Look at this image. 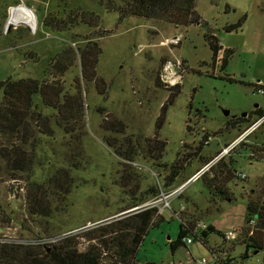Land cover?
Listing matches in <instances>:
<instances>
[{"label": "rangeland", "instance_id": "obj_1", "mask_svg": "<svg viewBox=\"0 0 264 264\" xmlns=\"http://www.w3.org/2000/svg\"><path fill=\"white\" fill-rule=\"evenodd\" d=\"M124 1L23 0L37 15L32 32L24 24L5 31L8 7L20 0H0V80L41 78L43 72L52 80L48 74L50 62L61 49L70 45L86 49L87 43L95 41L101 48L96 74L106 81L103 94L98 92L101 85L97 87L94 81L81 80L78 85L84 101L80 121L84 134L79 135L77 122L73 133H65L55 123L57 111L46 108L39 95L34 98L39 107L30 113L35 117L29 119V124L35 129L28 143L20 144L11 132H0V149L20 144L23 155H19L25 157L24 170H16L14 156L9 160L0 156V237H56L51 243L54 245L71 236L80 250L90 244L101 247L100 226L127 212L123 208L137 198L143 199L140 204L151 201L156 198L151 188L169 191L205 166L202 158H192L173 183L165 186L166 168L159 162L171 164L178 156L192 152L194 148L184 144L196 145L206 134L212 139L203 146L201 156L212 159L260 116L256 108L264 113V90L257 92L254 85H264V0H194L196 12L206 23L202 26H176L161 19L131 15L121 18ZM22 10L24 15L19 17L34 28L28 11ZM46 16H56L57 24L65 31L45 25ZM206 31L232 50L224 68L222 59L216 63L211 60L212 50L204 39ZM175 35L182 36L178 44L162 43ZM28 52L36 53L37 59ZM174 57L183 62L185 70L180 91L168 100L170 90L164 86L160 71L163 63ZM71 63L60 71L59 80L64 90L74 95V78H81L82 64L79 56ZM52 93L46 89L47 98ZM2 99L0 94V104ZM163 104L166 106L162 115ZM39 112L50 116L52 133L38 131L39 126L43 130ZM243 113L248 120L225 127L228 120L243 117ZM106 118L123 121L124 134L102 128ZM106 137H116L118 141L128 137L132 142L138 139L144 149V138H156L165 144L159 161L150 158L151 153L145 150H138L127 161L116 154ZM247 139L187 183L180 195L171 199L172 210L156 213L157 221L143 237L137 259L145 264H198L202 257L210 258L212 248L224 251L222 259L233 258L235 264H263V252L253 253L243 242L248 238L247 201L258 198L264 202V162L247 155L250 151L258 153L260 144H264V124ZM229 159L246 177L231 180L227 184L228 197H222L205 183L217 179L220 161ZM66 170L71 180L65 178ZM126 172L128 178H124ZM64 186L68 189L65 193ZM33 194L45 200L49 214L29 212ZM180 206L183 210L179 213ZM196 219L209 222L216 231L210 233L205 244L192 240L172 250L169 241L177 238L179 223ZM228 230L237 232L235 240L224 241L221 233ZM246 251L248 256L243 258Z\"/></svg>", "mask_w": 264, "mask_h": 264}, {"label": "trees", "instance_id": "obj_2", "mask_svg": "<svg viewBox=\"0 0 264 264\" xmlns=\"http://www.w3.org/2000/svg\"><path fill=\"white\" fill-rule=\"evenodd\" d=\"M27 4V3H26ZM194 0H125L120 8V17L123 18L126 15L145 17L148 19H161L165 22H169L174 25L187 26L189 24H197L202 26L206 24L200 17L199 13L194 8ZM61 20V19H60ZM56 16H46L43 18V22L48 27L55 30H64L57 24ZM65 31V30H64ZM204 39L212 50L211 60L213 63L216 62V55L220 49H223L224 54L222 55L221 67L224 68L227 62V56L232 53L230 48H223L220 42L216 39L215 35L206 31L204 33ZM87 48H77L73 46H66L61 49L51 60L49 67V78L47 79L46 72H43L41 78L23 77L13 80L8 77L4 80H0V94L2 95V103L0 104V132L8 131L16 137L20 144H24L28 141L29 136L33 133L34 129L29 124V119L35 117L30 115L31 111L39 107L34 102L35 95H39L42 104L46 108L55 109L59 115L55 116L56 124H58L65 133H73L78 123L79 135L84 134L81 130V116L83 110V98L79 90L81 80L90 82L94 81L96 86H100L99 93L103 94L105 87V80L98 77L96 74V63L97 56L101 52V48L97 45V42L90 41L86 44ZM30 53L31 58L37 59L36 53ZM68 56L63 59L62 56ZM79 56L81 62V78L77 75L74 78L76 92L68 94L61 81L59 80L60 71L64 70L72 65L73 60H77ZM59 70V71H58ZM65 71V70H64ZM255 88L264 87L261 82L254 84ZM180 84L169 89L168 100H173L174 96L180 91ZM52 90V95L47 98L46 89ZM165 104L161 105V114L163 115ZM72 109H75L74 111ZM260 115L264 114L260 108L255 109ZM254 111V112H255ZM38 120H41L43 130L39 126L38 131L45 134L52 133L48 117L39 112ZM248 120L246 116L233 117L232 120L226 122V128L235 127V124L240 122L238 120ZM72 120L74 123H70ZM37 122V121H36ZM37 126V123H35ZM228 125V126H227ZM101 127L110 130L115 133L125 132V124L121 120L106 118L102 120ZM187 130H190L188 123H186ZM209 134L203 135L196 145L184 144L183 147H193L192 152L186 153L185 156H178L177 160L171 164H162L159 162L161 167L165 166L166 175L164 176V185L169 186L173 183L174 179L180 171L185 167V164L192 158H202L206 164L210 158L202 157L201 151L204 145L208 144L205 140ZM78 137V135H77ZM107 143L114 148L116 154L127 161L132 160V156L137 153L138 150H145L150 152V158L155 161H159L160 155L164 148V141L157 140L156 138H144V146L140 148L141 144H138L139 140H132L128 137H124L122 141H118V138L108 139ZM28 143V142H27ZM153 143L157 144L156 148L153 147ZM12 145L11 148L1 147L0 156L9 160L11 156L13 158V168L16 170H24V160L20 157L23 155L21 146ZM228 142L224 145L226 146ZM255 145V144H251ZM148 146V149L146 148ZM253 148H255L253 146ZM264 148V144H260L259 149ZM258 149V148H257ZM221 166L217 173L218 178H212L210 181L207 180L205 186L210 191H215L222 197L227 196V184L234 178H239L237 171L233 166L231 159L224 162L223 160L219 163ZM218 164V165H219ZM219 165V166H220ZM60 170V169H59ZM62 172V170H60ZM66 179L71 180V176L68 170L64 171ZM129 176L127 172L124 178ZM128 178V177H127ZM51 181V180H50ZM62 183V182H61ZM58 182L59 186H62ZM69 183V182H68ZM57 184V183H54ZM38 186V184H37ZM138 186V185H137ZM59 189V188H58ZM151 192L157 195L159 192L156 188H151ZM68 189L64 186V193ZM60 191V190H59ZM34 195V196H33ZM33 200L29 203V212L35 214L47 215L49 214L48 205L42 197L33 194ZM31 196V197H32ZM143 202L142 198H137L132 205L123 208L127 212H123L117 217L116 220L108 222L106 225L100 226L101 231L99 241L103 246L98 247L97 245H89L85 249L80 250L77 248V243L73 240V237H66L59 244H52L51 246L42 247L41 245H24V243H7L0 242V264H145L136 258L141 241L147 234L149 228L156 223V207H138L133 210H129L132 206H137ZM133 206V207H134ZM129 210V211H128ZM246 225L250 220L254 219L256 223L253 226L252 233L248 234V238L244 240L247 250L250 248L252 252L262 251L263 257L262 262L264 264V202H260V199H250L246 203L245 207ZM200 219L183 220L179 223V230L177 238L169 241L170 248L176 250L179 246L184 244L182 238L187 234H192L196 222ZM249 230V227H248ZM216 229L213 225L207 224L205 230L202 231L200 237L194 235L193 240H199L202 244H205L210 233L215 232ZM223 236V233H221ZM211 253L213 249L211 248ZM224 252V251H223ZM247 251L242 257H247ZM224 264H235L233 258L222 259ZM147 264H154L148 262ZM158 264V263H156ZM174 264V263H173ZM218 264V263H213ZM221 264V261H220Z\"/></svg>", "mask_w": 264, "mask_h": 264}, {"label": "built area", "instance_id": "obj_3", "mask_svg": "<svg viewBox=\"0 0 264 264\" xmlns=\"http://www.w3.org/2000/svg\"><path fill=\"white\" fill-rule=\"evenodd\" d=\"M22 1L20 0V3ZM23 4L25 5L26 8L31 10V13H33L35 16V27L37 26V21H36V12L33 8H31L30 5L26 4V2H23ZM19 5V3L17 5H11L8 7V13L10 14V10L13 7H17ZM22 24V23H19ZM17 24V25H19ZM16 25V26H17ZM3 28L5 31H7L9 29V27L5 26V23L3 25ZM182 40V36L181 35H175L173 37H170V39H165V41H162V43H164V45H176L178 44L180 41ZM223 49H220L218 51V54L216 55V62H219L222 58V55L224 54ZM215 62V63H216ZM184 66H183V62L177 58L174 57L173 59H168L166 60L163 65H162V70L160 71V77L161 80L164 84L165 87H167L168 89H171L172 87L177 86L178 84L181 85L182 80H183V71H184ZM263 88L262 87H258L256 88L257 92H263ZM264 124V114H261L258 118H256L252 123H250L246 128L243 129V131L235 138L232 139L226 146H223L219 152L213 156L212 159H210L204 166V168H208L210 165L214 164L216 161H218L219 159H221L224 155H230L231 151L237 147L238 144L240 143H246V141L248 140L247 137L248 135L255 129H257L259 126ZM212 139L211 135H208L207 139L205 140L207 143L209 142V140ZM247 155H249V158H257L259 160H261L262 162H264V148L260 149L258 153H255L254 151H250L247 153ZM204 168H200L197 172L192 173L187 180L182 183L180 186L178 187H174L172 189H170L169 191L164 192L162 189L160 190L159 194H157L151 201L146 202L145 204H140L137 206L132 207L129 210H133L135 208L138 207H156V213L157 214H161L163 213V211L165 209H169L172 210V208L170 207L171 205V199L174 196H179L180 193L182 192V188L189 183L192 180H196L199 176V174L201 172H203L202 170ZM238 177L241 179H245V174L242 172L237 173ZM128 210V211H129ZM183 210V206H180L179 208V213ZM174 212V211H173ZM176 216H178L179 213H176ZM180 219V217H178ZM181 220V219H180ZM183 222V221H182ZM253 224H255V220L252 219L250 220L249 223H247V226L249 227L248 230V234L252 233V229H253ZM87 227V226H85ZM85 227H82L80 229H83ZM207 227V224L204 223L202 220H198V222H196L194 229L192 232V234H187L182 238V242L185 243H190L192 242V240L194 239V235L197 237L201 236V233L203 230H205ZM76 231H79V229H77ZM70 234V232H69ZM64 236V235H62ZM222 238L224 239V241H232L235 240L237 238V232L235 230H228L223 232V236ZM56 237H50V238H41V237H37L31 240L28 239H23V238H8V237H0V242H7V243H24V245H41L42 247H47L49 245H51V243H53L55 241ZM223 251H220L218 249H213L210 258L208 257H202L199 261L198 264H213V263H218L220 264V261L222 259L223 256Z\"/></svg>", "mask_w": 264, "mask_h": 264}, {"label": "bare ground", "instance_id": "obj_4", "mask_svg": "<svg viewBox=\"0 0 264 264\" xmlns=\"http://www.w3.org/2000/svg\"><path fill=\"white\" fill-rule=\"evenodd\" d=\"M22 2L19 3V5L17 7H13L10 10V14L9 16H7V19L5 21V26L6 27H15L17 24L22 23L24 24L26 27H28V29H30V31L34 32V30L36 29V27L34 26V28H32L30 25H27L25 23V21H22V17H19L20 15H24V10H27V16L31 18L33 25H35V15L33 13H31V10L26 8L25 5L23 4V0H21ZM13 22H15L16 24L14 25Z\"/></svg>", "mask_w": 264, "mask_h": 264}, {"label": "water", "instance_id": "obj_5", "mask_svg": "<svg viewBox=\"0 0 264 264\" xmlns=\"http://www.w3.org/2000/svg\"><path fill=\"white\" fill-rule=\"evenodd\" d=\"M225 114H228V110H225ZM242 115L245 116L246 113H243ZM121 213H123V212H121ZM121 213H120V214H121ZM256 252H257V251H254L253 253H256Z\"/></svg>", "mask_w": 264, "mask_h": 264}, {"label": "crops", "instance_id": "obj_6", "mask_svg": "<svg viewBox=\"0 0 264 264\" xmlns=\"http://www.w3.org/2000/svg\"><path fill=\"white\" fill-rule=\"evenodd\" d=\"M262 42H264V39L262 40ZM221 44V43H220ZM222 45V44H221ZM222 47L223 48H225L223 45H222ZM242 152H244V151H242ZM246 176V175H245ZM201 220V219H200ZM204 222V221H203ZM205 223V222H204ZM209 223V222H208ZM208 223H206V224H208ZM210 224V223H209Z\"/></svg>", "mask_w": 264, "mask_h": 264}]
</instances>
